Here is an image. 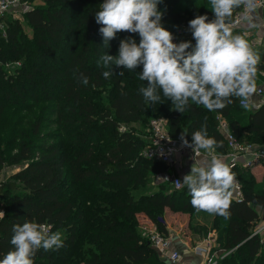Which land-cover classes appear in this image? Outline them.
Masks as SVG:
<instances>
[{
	"label": "trees",
	"instance_id": "16d2710c",
	"mask_svg": "<svg viewBox=\"0 0 264 264\" xmlns=\"http://www.w3.org/2000/svg\"><path fill=\"white\" fill-rule=\"evenodd\" d=\"M42 1L24 14L33 36L19 18L9 16L0 30V173L6 165L27 162L9 181H0V259L13 247V226L27 220L66 233L62 247L39 250L34 264H170L145 236L140 216L169 235L161 219L165 209H196L187 186L175 190L161 182L151 191L152 175L168 165L144 156L149 132L139 134L133 124L149 128L147 120L165 112L171 134L186 132L191 142V135L206 124L208 135L221 144L216 150L228 152L217 117L228 121L241 142L260 147L264 104L249 112L233 98L224 109L208 111L190 102L181 113L162 91L160 101L146 102L138 91L147 86L139 79L142 65L133 71L116 68L104 78L108 69L100 61L105 54L118 55L120 41L139 39L138 33L118 32L107 46L99 32L102 25L95 20L104 0ZM179 1L162 0L157 6L163 12L161 24L172 17L178 43L190 41L194 47L191 31L182 24L184 15L189 22L198 15L212 20L214 14L209 0L185 7L183 13L166 10V3ZM252 48L261 58L256 89L259 79L264 80V48ZM19 61L10 73L7 65ZM81 76L88 78V85L81 83ZM231 170L243 196L230 195L227 218L215 214L217 240L229 251L216 264H264V230L256 233L264 218L258 209L264 212V180L257 181L249 168L237 165Z\"/></svg>",
	"mask_w": 264,
	"mask_h": 264
},
{
	"label": "clouds",
	"instance_id": "9594fccd",
	"mask_svg": "<svg viewBox=\"0 0 264 264\" xmlns=\"http://www.w3.org/2000/svg\"><path fill=\"white\" fill-rule=\"evenodd\" d=\"M161 2L104 0L100 4L95 20L102 25L99 32L104 44L108 46L118 32L138 33L140 37L138 44L132 38L121 40L116 56H101L103 67L108 69L103 71V77H111L116 68L133 71L142 65L139 79L146 81L147 86L138 91L146 102L160 101L162 91L173 109L181 113L190 102L208 111L222 110L233 98L247 109L261 58L244 35L234 32L232 18L242 6L253 11L256 0H209L214 19L198 15L189 21L194 47L190 41L173 42V34L161 24L163 12L157 7ZM80 81L83 85L89 83L86 76H81ZM186 135V132L181 135L183 143L194 146V151L204 150L207 158L195 162L190 174L176 183L187 186L194 209L227 218L235 173L223 156L216 153L221 144L208 135L206 124L191 135V145ZM10 244L13 247L0 259V264H34L39 250L59 249L63 239L59 230H51V225L26 220L13 226Z\"/></svg>",
	"mask_w": 264,
	"mask_h": 264
},
{
	"label": "built area",
	"instance_id": "2783aa9c",
	"mask_svg": "<svg viewBox=\"0 0 264 264\" xmlns=\"http://www.w3.org/2000/svg\"><path fill=\"white\" fill-rule=\"evenodd\" d=\"M21 3V0H0V14H4L6 11L17 8L21 5ZM256 3L257 7L251 12L246 10L243 6L236 12L233 18V23L235 26L234 28L241 27L245 22H247V20L251 18L255 10L259 8L264 14V0H256ZM173 42L178 44L176 37H174ZM255 95L263 96L264 88L258 87L255 89L254 93L249 97V106ZM217 119L219 122L218 128L225 134L228 141L229 150L227 155L230 158L229 166L231 169L237 165H242L244 168H252L257 164H264V155L259 152L260 147L258 145L254 143L241 142L230 130L229 123L223 116L219 115ZM148 132L149 143L144 148L143 154L145 157L152 160L160 161L170 165L173 163L174 156L176 154H181L184 156L186 155L194 158V160H197L206 154L204 150L194 151V146L189 147L185 145L181 139L182 134L172 135L168 127V120L164 116L152 118L149 124ZM185 139L188 141L189 145L192 144L190 140L187 138ZM242 158L244 159L241 160ZM164 180L175 190H180L185 186L183 184L178 185L176 183L177 181H183L182 177L179 175L166 173ZM230 193L235 199H240L243 196L242 184L239 180L235 179L234 186L232 189H230ZM2 207L3 200L0 188V217L3 214ZM263 230L264 222L258 226L256 233H261ZM148 238L150 239L152 246L156 248L162 256L169 258L171 261H176L179 259L180 253L176 250H173V239L170 235H165L158 229L152 228L148 231ZM198 249L201 252L207 253V264H216L215 257L213 254H210L208 248L201 246Z\"/></svg>",
	"mask_w": 264,
	"mask_h": 264
},
{
	"label": "crops",
	"instance_id": "0c3cea01",
	"mask_svg": "<svg viewBox=\"0 0 264 264\" xmlns=\"http://www.w3.org/2000/svg\"><path fill=\"white\" fill-rule=\"evenodd\" d=\"M235 29H238L240 34L245 36L251 46L258 49L264 48V14L260 8L255 10L254 14L249 20H247V22H245L241 27ZM259 80L260 83L263 82V78ZM260 83L258 84V87L264 88V84ZM263 104L264 95H255L247 110L249 112H254ZM216 153L222 155L226 163L229 164L230 158L227 155L228 152H219L216 150ZM206 158L207 154L197 160H194V158L186 155L176 154L174 156L173 163L168 165L167 173L179 175L183 179L185 175L190 174L191 167L195 162H202ZM243 159L244 158L241 160ZM249 169L254 173L257 181H261V179L264 178V164H257ZM258 209L263 215L262 217H264L263 210L260 208ZM167 210L170 212V218L166 217V220L163 219V221L168 229L169 235L173 239V250L180 253L179 259L173 261L171 264H207L208 255L206 252H201L198 249L201 246L209 249L210 254L214 255L216 263L220 258L229 253L228 250L219 245L217 240L218 230L213 228L215 214L194 210V216H190L188 218L185 217V214L188 212L174 211L170 208H167ZM182 216L187 218L184 223L182 222V219L185 218ZM261 222H264V218H262Z\"/></svg>",
	"mask_w": 264,
	"mask_h": 264
},
{
	"label": "rangeland",
	"instance_id": "374dc122",
	"mask_svg": "<svg viewBox=\"0 0 264 264\" xmlns=\"http://www.w3.org/2000/svg\"><path fill=\"white\" fill-rule=\"evenodd\" d=\"M198 1H201V0H180L177 3L168 2V3H166V7L165 8H166V10L168 9V10H178V11L181 10L182 11L183 8L189 7L190 5H192V4H194V3L198 2ZM39 4H43V1L42 0H30L28 2L21 3V5L18 6L17 8H13V9H11L9 11H6L4 14H0V30H4L6 28V25H7L8 21H7V19H5V17L9 16V17H11L13 19L14 18H19L23 22L24 27H25V31L27 32V34L30 35V36H33V30H32V28L29 25H27V23L25 21L24 14H25L27 9H30V8H32L34 6L39 5ZM158 7L160 8L159 4H158ZM182 13H183V11H182ZM186 20H187V17H186V15H184V19H183V23L182 24H184L183 25L184 28H186L188 31H190L189 27H188L189 22L186 21ZM175 25H177V23H176V21L174 19H172V17L169 18L168 21H166V22H164L162 24V26L164 28H166L167 30H169L171 33H172V26H175ZM132 39H134V38H132ZM134 40L138 44L140 38L139 39H134ZM17 63H20V61L19 62H15L13 64L10 63V64L7 65V68H8L10 73H13L14 66L17 65ZM260 84H264V80ZM158 115L159 116H164L165 118H167L165 112H160ZM158 115H156V116H158ZM152 118H154V117L151 116L147 120V124H148L149 120L151 121ZM147 124H146V126H147ZM133 126H135L137 128V131L139 132V134L144 135V134L147 133L148 127L144 128L139 123H134ZM168 127H169V125H168ZM53 128H54V126H53ZM147 138H148V136H147ZM26 165H27V162H24V163H21V164H18V165H6V166H4L2 171H1V173H0V181L1 182L9 181L12 178V175L14 173H16L19 170L23 169ZM167 172H168V168L167 169L163 168L159 173H157L155 175H152L153 176V181H152V183L149 186V188L152 189L151 191L157 190L159 188V184L161 182H166L164 180V177H165V174ZM263 180H264V178L261 179V181H263ZM172 216H175V215H172ZM190 216H194V213L193 212H188L187 214H185V217L189 218ZM166 217L170 218V212L167 209H165V211L163 213V217H161V219L162 220L163 219L166 220ZM182 217H184V216H182ZM145 218L146 217H144V216H140V223L142 225L141 228L143 229V231L145 232L144 234L147 237L148 236V231L150 229H152V228L157 229V227L154 225V223H152L151 221H148V219H145ZM186 220H187V218L182 219V222L184 223ZM61 233H62V238H63L66 233H65V231L64 232L61 231ZM170 264H171V262H170Z\"/></svg>",
	"mask_w": 264,
	"mask_h": 264
},
{
	"label": "water",
	"instance_id": "95a60500",
	"mask_svg": "<svg viewBox=\"0 0 264 264\" xmlns=\"http://www.w3.org/2000/svg\"><path fill=\"white\" fill-rule=\"evenodd\" d=\"M259 152L264 155V145L263 146H260Z\"/></svg>",
	"mask_w": 264,
	"mask_h": 264
}]
</instances>
